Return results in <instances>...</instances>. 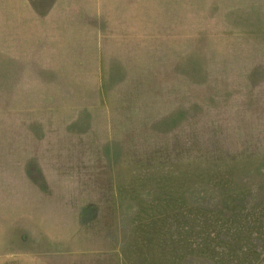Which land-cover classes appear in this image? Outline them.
Segmentation results:
<instances>
[{
    "label": "rangeland",
    "instance_id": "rangeland-1",
    "mask_svg": "<svg viewBox=\"0 0 264 264\" xmlns=\"http://www.w3.org/2000/svg\"><path fill=\"white\" fill-rule=\"evenodd\" d=\"M0 264H264V0H0Z\"/></svg>",
    "mask_w": 264,
    "mask_h": 264
}]
</instances>
